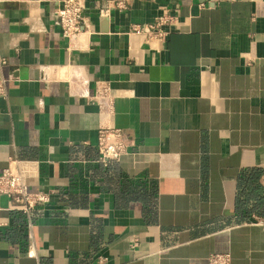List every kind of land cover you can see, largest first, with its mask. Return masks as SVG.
Here are the masks:
<instances>
[{
    "label": "crops",
    "instance_id": "obj_1",
    "mask_svg": "<svg viewBox=\"0 0 264 264\" xmlns=\"http://www.w3.org/2000/svg\"><path fill=\"white\" fill-rule=\"evenodd\" d=\"M59 6L0 0V172L37 161L50 194L31 220L1 199L0 264H264V0H86L72 41ZM166 11V38L132 32ZM102 125L127 136L119 161Z\"/></svg>",
    "mask_w": 264,
    "mask_h": 264
},
{
    "label": "built area",
    "instance_id": "obj_2",
    "mask_svg": "<svg viewBox=\"0 0 264 264\" xmlns=\"http://www.w3.org/2000/svg\"><path fill=\"white\" fill-rule=\"evenodd\" d=\"M85 4L86 0H60V6L55 15L63 36L69 41L90 29V23L84 12ZM176 22L177 16L166 11L153 21L133 24L131 30L148 38L164 39L172 32ZM4 81L0 80L1 96L6 95ZM87 99L96 104L102 114H112L115 111L116 95L110 84H98L96 91ZM127 147L128 139L122 128L110 125L100 126L97 141L100 161L106 164L119 161L126 153ZM37 176V161L12 159L0 172V210L4 209L1 199L7 197L10 200L9 210L21 212L31 220L32 213L37 207L45 206L50 202L49 192L31 187V179ZM251 222L264 226V217L253 216ZM30 254L32 255L33 252ZM98 264H106V260L101 258ZM209 264H231L230 254L215 253L209 257Z\"/></svg>",
    "mask_w": 264,
    "mask_h": 264
}]
</instances>
